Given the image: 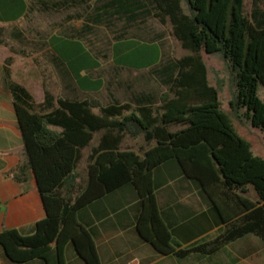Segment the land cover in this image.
I'll list each match as a JSON object with an SVG mask.
<instances>
[{
	"label": "trees",
	"instance_id": "obj_1",
	"mask_svg": "<svg viewBox=\"0 0 264 264\" xmlns=\"http://www.w3.org/2000/svg\"><path fill=\"white\" fill-rule=\"evenodd\" d=\"M32 1L47 0H0V21L20 19ZM148 5L110 0L102 7L132 21L146 10L161 24L169 23L172 36L188 51L164 62L156 42L115 37L110 55L116 65L149 68L165 85L158 104L147 100L104 105L97 99L57 96L48 105L47 90L44 102L35 103L26 88L11 79L9 67H3L25 155L24 164L11 173L16 178L24 166L31 171L45 209L31 234L0 231V247L10 261L40 258L44 264H65L64 249L70 243L86 264H100L93 236L77 212L125 185L139 198V235L163 255H211L245 235L264 242V157L253 152L234 121H247L264 132V96L258 93L264 88V3L254 4L249 15L244 0H148ZM49 45L55 61L66 66L80 89L101 88V81L89 75L99 62L81 39L52 35ZM204 53L219 54L225 64L232 88L228 111L219 88L209 82ZM95 133L100 140L88 154L86 180L77 182L81 151ZM127 137L142 138L143 144L121 148ZM169 162L196 183L212 207L222 225L213 238L184 248L172 243L159 216L153 179L154 170ZM250 191L255 198L249 197Z\"/></svg>",
	"mask_w": 264,
	"mask_h": 264
},
{
	"label": "crops",
	"instance_id": "obj_2",
	"mask_svg": "<svg viewBox=\"0 0 264 264\" xmlns=\"http://www.w3.org/2000/svg\"><path fill=\"white\" fill-rule=\"evenodd\" d=\"M7 66L11 69L9 65ZM10 75L13 81L19 83L13 78L11 70ZM21 85L31 94L35 103L44 102L45 90L49 91L51 96L46 97L48 105L54 104L57 96L50 90L45 88L43 95L34 96L26 85ZM63 97L99 100L96 97ZM147 100L158 104L160 97L155 99L150 94L140 93L131 96L128 101L115 98L111 102L138 103ZM173 127L171 129H174ZM99 140L100 133H95L89 146L82 149L80 163L82 161L84 163L82 169H79L80 163L78 164L77 182L83 183L86 180L87 157L92 147L98 145ZM124 141L121 148H129L124 146ZM24 162L25 155L13 108V98L4 84L2 74L0 80V231L16 229L21 234L28 235L33 232L35 222L45 217V209L31 171L24 166L16 178L11 173ZM153 179L156 184L155 197L159 216L167 225L175 246L188 247L213 238L219 233L222 225L218 222L212 207L201 196L196 183L184 177L174 163L169 162L155 169ZM139 210L140 202L135 190L131 185H125L77 212L79 222L93 236L100 264H264V246L259 238L250 235L229 243L211 255L193 253L184 258L163 255L139 235L136 228ZM64 260L65 264H86L70 243L65 246ZM0 264H44V261L35 258L23 263L12 262L4 255L0 247Z\"/></svg>",
	"mask_w": 264,
	"mask_h": 264
},
{
	"label": "rangeland",
	"instance_id": "obj_3",
	"mask_svg": "<svg viewBox=\"0 0 264 264\" xmlns=\"http://www.w3.org/2000/svg\"><path fill=\"white\" fill-rule=\"evenodd\" d=\"M109 1L90 0L82 3L47 0L45 4L32 1L28 12L20 19L0 21V80L2 67L6 64L10 66L13 78L26 85L34 96L43 95V89L46 88L55 96L96 97L104 105L115 98L128 101L131 96L140 93L158 99L165 85L153 70H135L114 63L110 48L115 37L156 42L164 62L177 59L188 51L172 36L169 23L161 24L145 14L146 10L134 21L124 15L109 14L111 8L105 10L102 7ZM140 2H144L145 7L149 6L148 0ZM263 3L264 0H244L246 14L251 13L254 4L262 7ZM63 34L81 39L96 56L99 66L89 75L101 81L98 91L81 90L68 77L66 66L55 61L49 38ZM203 57L208 68L209 82L219 88L222 107L228 111L232 88L225 64L219 54L204 53ZM258 93L264 96V88L259 87ZM234 121L238 132L251 143L253 152L264 157V132L252 127L247 121ZM142 144V138L134 140L127 137L124 141V146L131 149H138ZM83 163H80L79 169H82ZM248 195L255 197L253 191ZM260 242L264 246V242Z\"/></svg>",
	"mask_w": 264,
	"mask_h": 264
}]
</instances>
